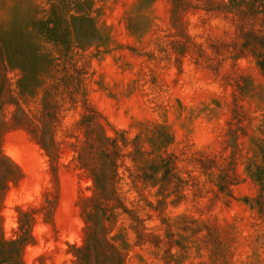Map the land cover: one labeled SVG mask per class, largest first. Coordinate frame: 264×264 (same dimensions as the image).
<instances>
[{
	"label": "rangeland",
	"instance_id": "1",
	"mask_svg": "<svg viewBox=\"0 0 264 264\" xmlns=\"http://www.w3.org/2000/svg\"><path fill=\"white\" fill-rule=\"evenodd\" d=\"M0 264H264V0H0Z\"/></svg>",
	"mask_w": 264,
	"mask_h": 264
}]
</instances>
